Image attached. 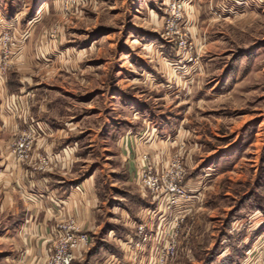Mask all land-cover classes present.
I'll return each instance as SVG.
<instances>
[{
  "label": "rangeland",
  "instance_id": "374dc122",
  "mask_svg": "<svg viewBox=\"0 0 264 264\" xmlns=\"http://www.w3.org/2000/svg\"><path fill=\"white\" fill-rule=\"evenodd\" d=\"M5 33L13 45L7 58L0 48V157L48 167L33 148L17 160L10 144L21 131L2 126L19 96L47 103L54 111L41 118L71 124L81 171L97 170L107 202L117 193L132 212L157 211L161 197L139 186L138 166L130 174L116 157L122 135L153 132L169 148L165 164L182 158L188 197L164 229L136 218L139 264H156L171 232L165 264H264V0H0ZM186 182L200 185L196 198ZM141 224L147 239L135 247ZM113 247L92 238L72 264Z\"/></svg>",
  "mask_w": 264,
  "mask_h": 264
},
{
  "label": "crops",
  "instance_id": "0c3cea01",
  "mask_svg": "<svg viewBox=\"0 0 264 264\" xmlns=\"http://www.w3.org/2000/svg\"><path fill=\"white\" fill-rule=\"evenodd\" d=\"M25 46L23 56L28 48ZM19 97L17 111L6 117L3 115L2 126L10 135H15L31 121H36L41 130L40 135L35 138L33 153L46 154L49 165L45 170H38L32 165L22 166L9 153L4 154L2 151L0 264H42L49 253L54 226L62 218L73 219L79 230L89 232L92 238L104 240L114 246V250L101 249L99 253L90 256L92 264H139L142 261V249H133L130 240L131 234L137 236L133 230L136 218L146 223L148 229L152 224H162L164 229L178 215V211L173 206L163 207L159 202L162 209L158 208L157 211L148 207L150 209L146 212L141 209L144 207H140L132 212L127 205L114 201L117 193H109L112 196L108 195L107 202L100 195L96 184L97 170L87 174L81 171L82 165L79 162L85 161L86 155L79 152L75 147V140L70 139L71 124L66 121L62 123L60 119L51 122L46 120L48 115L41 118L45 113H41L43 109L54 111V108L47 103L28 106L29 103L22 100L23 96ZM122 136L116 145V157L121 163L124 159V165L130 174L138 166L142 153H146L156 167L165 165L169 148L157 134L151 132L144 137L142 133L139 136L130 133ZM186 185L194 198L201 193L200 185H190L187 182ZM142 199L151 202L149 199ZM105 205L112 208L111 213L104 212V209L107 211ZM189 205L191 203H186L184 209L180 208V212L186 211Z\"/></svg>",
  "mask_w": 264,
  "mask_h": 264
},
{
  "label": "built area",
  "instance_id": "2783aa9c",
  "mask_svg": "<svg viewBox=\"0 0 264 264\" xmlns=\"http://www.w3.org/2000/svg\"><path fill=\"white\" fill-rule=\"evenodd\" d=\"M0 48H3L4 58L8 57V46L13 45L10 37L5 35L0 39ZM41 127L38 123L30 125L27 129L17 134L11 144L12 155L20 161L29 159L31 150L34 146L35 137L39 135ZM39 162L47 164V157L41 156ZM42 169L41 166H39ZM138 183L143 190L150 192L154 198L160 199V204L172 206L188 197L181 181L186 174L182 158L174 154L170 156L167 163L162 167H156L148 158L146 153H142L138 163ZM140 241L135 242L138 247L147 239L144 225L138 226ZM172 232L165 240L164 251L158 256L156 264H165L167 259L175 254L176 240ZM92 236L89 232L78 229L73 219H61L56 223L50 238L49 253L42 264H72L73 261L82 255V252L89 246Z\"/></svg>",
  "mask_w": 264,
  "mask_h": 264
},
{
  "label": "trees",
  "instance_id": "16d2710c",
  "mask_svg": "<svg viewBox=\"0 0 264 264\" xmlns=\"http://www.w3.org/2000/svg\"><path fill=\"white\" fill-rule=\"evenodd\" d=\"M96 250H98V249H97V247H95V248H94V250H92V251H93L92 253H95V252H96Z\"/></svg>",
  "mask_w": 264,
  "mask_h": 264
}]
</instances>
